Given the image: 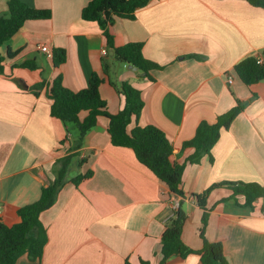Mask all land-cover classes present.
I'll list each match as a JSON object with an SVG mask.
<instances>
[{"label": "crops", "instance_id": "crops-1", "mask_svg": "<svg viewBox=\"0 0 264 264\" xmlns=\"http://www.w3.org/2000/svg\"><path fill=\"white\" fill-rule=\"evenodd\" d=\"M22 1L51 9L53 15L27 20L2 47L3 53L8 46L19 53L4 61L0 75V223L20 222L19 209L39 200L43 187L56 178L55 167L72 153L67 126L52 114L48 94L54 79L62 76L67 87L81 90L97 71L105 77L101 94L111 113L125 106V96L112 81H129L142 90L145 107L139 123L162 128L175 146L173 158L181 163L195 150H183V144L202 120L215 122L238 99L246 102L230 128L223 129L214 160L205 156L185 168L183 240L202 249L204 209L192 194L222 181L264 184V80L247 85L234 69L252 54L264 61V8L248 0H151L136 18H118L110 27L116 45L143 42L145 57L161 65L150 77L116 60L101 25L82 17L91 0ZM8 10L9 0H0V14ZM55 48L68 52L59 66ZM105 58L111 62L110 75L103 70ZM29 60L35 68L22 65ZM109 122L99 117L70 162L69 181L41 214L49 233L43 257L33 260L26 253L16 264H161L174 197L134 149L112 142ZM89 171L93 175L79 186L71 181ZM233 193L227 186L210 193L205 235L223 242L228 264H264V197L248 205L244 195ZM165 264L203 262L191 253Z\"/></svg>", "mask_w": 264, "mask_h": 264}, {"label": "trees", "instance_id": "trees-1", "mask_svg": "<svg viewBox=\"0 0 264 264\" xmlns=\"http://www.w3.org/2000/svg\"><path fill=\"white\" fill-rule=\"evenodd\" d=\"M151 0H91L82 11V17L88 21H97L107 37L108 47L113 52L116 60L124 64H132L138 67L140 72L152 77L150 71L160 68L161 65L145 57L143 42H129L124 45H116L110 27L118 18L134 19L137 11L149 4ZM251 3L264 8V0H248ZM53 15L51 9L37 8L22 0H9V10L6 14H0V75L5 73L4 61L19 53L11 46L3 53L2 47L23 27L27 20L49 19ZM54 63L61 65L68 59L66 48H55ZM23 66L36 67L33 61H25ZM235 72L241 80L252 85L264 80V61H259V56L252 54L235 65ZM103 70L105 74L111 73V62L104 59ZM105 77L99 72H93L89 84L81 90H73L67 87L62 76L54 79L49 91V98L53 100L52 114L59 117L67 126L70 140L71 154L60 160L61 166L56 168V178L42 189L39 200L26 204L19 209L21 221L8 226L1 223L0 228V264H16L24 254H28L33 260L41 259L49 241L47 226L41 219V214L53 206L62 187L69 181L68 174L70 162L73 157L79 155V149L83 146L87 134L97 126L100 116H107L109 132L112 142L118 146H127L134 149L139 160L151 169L157 177L165 181L170 187V195L180 197L178 207H173V214L167 220L166 228L162 236V261L165 264L171 257L179 255L187 257L191 253L201 256L203 264H228L225 255L224 244L221 241L211 242L205 235L210 209L208 197L213 189L227 186L233 189L232 197L242 194L246 197V204L252 205L255 200L264 197V184L258 182L222 181L207 188L204 192L194 193L199 205L204 209L203 227L201 235L204 238L202 249H193L183 240V229L188 218V213L183 206L187 196L182 184L183 175L188 162L199 163L205 156L214 160L213 148L219 141L223 129L230 128L233 121L245 109L246 102L238 99V103L227 112L220 114L215 122L202 120L197 127L195 136L184 142L183 150L195 149L186 161L181 163L173 158L175 146L167 133L155 124L141 125L139 118L145 107L142 90L129 81L112 84L125 96V106L118 113H111L107 101L101 94V85ZM87 112L82 119L81 114ZM135 122L133 128L130 126ZM72 124L76 126L77 133L72 130ZM73 135V138H72ZM93 171L80 173L71 179L77 186L91 177ZM173 199V205H174ZM145 264L148 262H144ZM126 264H131L126 262Z\"/></svg>", "mask_w": 264, "mask_h": 264}, {"label": "built area", "instance_id": "built-area-1", "mask_svg": "<svg viewBox=\"0 0 264 264\" xmlns=\"http://www.w3.org/2000/svg\"><path fill=\"white\" fill-rule=\"evenodd\" d=\"M40 48H41V50H43L44 52H47V53H50V52H51V49H50L49 46H47V45H41ZM103 54H104V55H107V54H108V50H107V48H104V49H103ZM259 61H260V62H263V59H262L261 57H259ZM229 82H230V83H233V78H232V77L229 78ZM179 204H180V197H177V198L174 199V206H175V207H178ZM3 211H4V210H3V207L0 205V218H1L2 215H3Z\"/></svg>", "mask_w": 264, "mask_h": 264}, {"label": "rangeland", "instance_id": "rangeland-1", "mask_svg": "<svg viewBox=\"0 0 264 264\" xmlns=\"http://www.w3.org/2000/svg\"><path fill=\"white\" fill-rule=\"evenodd\" d=\"M72 130L74 133H77V130H76V126H74V124H72ZM71 173V172H70ZM72 173H77V170H72Z\"/></svg>", "mask_w": 264, "mask_h": 264}, {"label": "water", "instance_id": "water-1", "mask_svg": "<svg viewBox=\"0 0 264 264\" xmlns=\"http://www.w3.org/2000/svg\"><path fill=\"white\" fill-rule=\"evenodd\" d=\"M129 67H130V68H133V69H135V70L138 69V67H136V66H134V65H132V64H129ZM144 74H145V73H144ZM0 228H1V223H0Z\"/></svg>", "mask_w": 264, "mask_h": 264}]
</instances>
